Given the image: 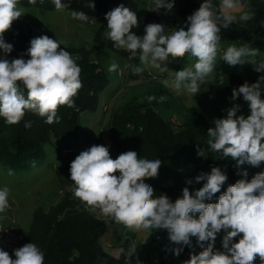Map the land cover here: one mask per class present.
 <instances>
[{"label":"clouds","instance_id":"9594fccd","mask_svg":"<svg viewBox=\"0 0 264 264\" xmlns=\"http://www.w3.org/2000/svg\"><path fill=\"white\" fill-rule=\"evenodd\" d=\"M35 4L36 0H29ZM56 10L70 7V3L53 0ZM19 0H0V52L13 51V45L5 42L4 33L12 23L23 15L18 7ZM95 8L89 0L86 5ZM175 0H153L151 11L165 10L170 13ZM75 20L89 21V16L79 10H72ZM254 18L251 11L243 10L241 0H202L198 10L186 18L183 26L166 33V25L148 23L144 35L138 36L133 29L139 27L137 13L123 4L105 14L107 21L105 40L111 41L115 49H123L135 56L139 51L141 64H151L165 72L161 64L172 59L191 55L196 59L193 67L174 72V77L164 79L165 87L177 95L187 91L199 92L200 85L215 69L222 30L229 29L235 22H248ZM264 25V21L261 22ZM62 42L47 35L30 41L27 55L11 61L0 57V117L8 124H17L30 111L46 117L47 124L58 123L60 106L74 108L75 97L82 88L81 68L73 56L61 47ZM259 49L251 43L229 46L221 60L229 66L251 64L254 71L264 73V61L257 63ZM116 63L109 72L118 69ZM133 74L143 73L144 68L125 65ZM26 93V95H25ZM264 75L249 83L245 81L232 89L231 99L240 97L247 102L250 114H238L239 105L227 110L224 118L214 119V127L207 130L210 148L221 154V159L235 161L237 175L243 177L228 185L221 193L228 176L220 167H212L208 173L195 177V183L202 187L190 191L184 187L182 195L174 201L167 195L154 196V188L146 183L158 177L162 161L138 158L133 150L120 153L115 159L109 147L93 145L81 151L70 163V180L73 196L85 209L114 221L132 231L166 230L171 249L177 257L185 247L193 249L189 259L182 264H253L257 256L264 264V172L247 179L248 172L243 165L259 167L264 162ZM149 102L156 100L148 96ZM167 97H159L160 102ZM31 122L25 125L30 127ZM198 156L205 153L198 149ZM228 160V159H227ZM9 170V175H12ZM192 185L193 180H186ZM217 193L216 202L212 201ZM9 189L0 188V213L9 207ZM222 233L221 248H216L217 237ZM202 250L197 254L192 244ZM137 247L132 245L125 264H131ZM12 256L0 248V264H44V253L34 243H27L13 251ZM136 264L141 261L136 259Z\"/></svg>","mask_w":264,"mask_h":264},{"label":"trees","instance_id":"16d2710c","mask_svg":"<svg viewBox=\"0 0 264 264\" xmlns=\"http://www.w3.org/2000/svg\"><path fill=\"white\" fill-rule=\"evenodd\" d=\"M19 1L29 3V0ZM36 1L40 2V0ZM45 1V9L55 8L53 0ZM62 2L70 3L68 10L83 11L101 20H105V14L120 4L133 11L136 7L134 0H91L95 4L94 9L86 6L89 0H62ZM201 2L202 0H175V8L183 21L182 26L186 18L198 10ZM213 2L218 4L217 0ZM242 2L254 14V18L248 22H235L229 29L222 30L221 40H244L253 47L264 49V25L261 24L264 21V0H242ZM12 29L14 34L11 35L10 41L12 44L19 42L20 45L15 46L11 57L29 59L27 49L30 47L31 39L37 36L32 31H25L19 19L12 23ZM104 32L105 28L102 24L94 32V42L109 50H117L111 41L103 38ZM176 61L174 66L180 69L185 66L183 58ZM76 63L81 68L80 79L83 86L73 97L76 105L74 108H69L67 105L59 107L58 123L47 124L46 117H40L30 111H26L17 124H8L3 117H0V144L6 143L7 151L10 153L7 158L2 159L8 168H28L42 156L40 148L44 143H48L52 137L74 135L80 125L81 115L86 111L97 109L99 94L108 85V77L99 64L92 60L81 58L76 60ZM231 68L229 76L212 87L206 95L214 119L226 117L227 110L234 105L240 106L239 112L243 106L248 107L242 97L234 101L231 99L232 89L239 87L245 81L253 83L255 80L253 74L257 72L249 64L231 66ZM29 122L31 126L25 127ZM210 127H212L211 122L196 110L177 128L163 118L149 102L125 104L120 111H115L111 115L107 123L109 145L115 149L117 156L122 152L133 150L138 153V158L162 161L158 177L145 182L154 188L156 196L167 194L173 201L182 195L184 187H189L190 191L202 187V182L195 183V177L210 172L212 167H220L228 176L221 193L228 185L243 178L236 174L235 161H231L230 158L221 159V154L210 148L207 136ZM5 139L8 142H4ZM198 149H201L205 156H198ZM242 169L248 172L247 179L251 180L255 174L264 172V162L259 167L246 164ZM188 179L193 180L192 185L186 184ZM221 193H217L212 201L206 203L216 202ZM106 222V218L100 215L98 210L96 213L86 210L69 191L47 210L38 208L33 212L24 244L31 242L36 244L44 253V264H125L126 241L121 245L122 251L118 256L105 250L99 243ZM150 235L152 241L157 239L153 246L157 252L156 264H174L175 255L171 251L174 245L169 241L167 231L150 229ZM221 239L222 233L216 240L215 246L218 249L221 248ZM192 244L198 254L202 249L196 245L195 237L192 238ZM192 250L185 247L179 256L181 264L189 259ZM253 264H262L258 256Z\"/></svg>","mask_w":264,"mask_h":264},{"label":"rangeland","instance_id":"374dc122","mask_svg":"<svg viewBox=\"0 0 264 264\" xmlns=\"http://www.w3.org/2000/svg\"><path fill=\"white\" fill-rule=\"evenodd\" d=\"M45 2V0H40V2L36 1V4H31L19 1L18 7L23 9V15L19 18L22 28L25 31H32L37 37L47 35L62 42L61 47L68 51L75 60L84 58L98 63L107 75L109 83L99 94L97 109L86 111L81 115L76 133L62 138L52 137L40 148L42 156L28 168H8L3 159L7 158L10 153L7 151L6 143L0 144V188L7 187L9 189V207L0 213V223L2 225L14 224L23 235L28 232L33 212L36 209L47 210L70 191L73 182L70 180L69 165L81 151L87 150L93 145H104L109 147L113 159L117 157L115 149L109 145L107 123L111 115L115 111H120L125 104L149 102L146 97L155 96L157 99L149 103H152L155 110L175 127L179 128L182 122L196 110L205 115L214 127L212 119L215 117H213L211 107L206 100V95L212 87L223 82L232 71L231 66L221 60L223 53L229 46L239 47L247 43L244 40L236 39L221 40L214 72L200 85L199 92L190 94L185 90L182 94L177 95L172 89L165 87L162 81L174 77V72L185 67H193L196 62L194 57L191 55L183 57L185 66L181 69L174 66L177 62L176 59L169 57L168 62L161 64V67H166L168 70L161 72L151 64H141L139 51L133 56L123 49L109 50L104 46L97 45L94 42V32L102 24L106 31L107 21L89 15L88 22L75 20L71 16L72 10L66 8L63 10L45 9ZM134 2L139 27L134 28L133 31L138 36L144 35V27L148 23L166 25L168 34L173 28L181 27L183 24L175 7L170 13L165 14L163 9L159 12L151 11L153 0H134ZM217 2L219 3V0ZM241 3L243 10L250 11L242 0ZM42 4L43 6H41ZM13 34L14 30L11 26L10 30L4 33L5 42L12 44L10 37ZM17 44L20 45L19 42L12 44L13 51L11 53L0 52V57L9 61L13 60L14 58L11 56ZM258 49V56L253 58L257 63L264 61V49ZM112 63H116L119 67L116 71L109 72L108 68ZM125 65L139 66L144 68V71L136 75L133 74L131 68L125 67ZM249 65L253 67L251 64ZM259 75H264V73L253 74L254 82ZM161 96H165L167 99L160 102L159 97ZM238 114L248 115L250 110L245 105ZM4 142L8 141L5 139ZM66 148L71 151L62 156V150ZM10 169L12 175H9ZM154 196H156L155 191ZM127 238L134 240L140 261L156 258L157 252L153 246L157 239L152 241L150 229L132 231L121 224L107 220L105 230L99 237V243L105 250L118 256L122 251L121 245ZM127 253L126 251L125 256ZM173 263L181 264L180 258L174 256Z\"/></svg>","mask_w":264,"mask_h":264},{"label":"built area","instance_id":"2783aa9c","mask_svg":"<svg viewBox=\"0 0 264 264\" xmlns=\"http://www.w3.org/2000/svg\"><path fill=\"white\" fill-rule=\"evenodd\" d=\"M62 156L68 154L71 150L70 149H64L62 150ZM24 237L20 230L14 225V224H7L2 225L0 223V248L7 251L12 258L14 259L13 251L24 244ZM126 241V251L128 252L130 247L134 245V240H129L128 238ZM138 257V253L136 252V255L131 258V264L136 262V259ZM157 258H154L153 260L149 259H143L141 260V264H156Z\"/></svg>","mask_w":264,"mask_h":264}]
</instances>
